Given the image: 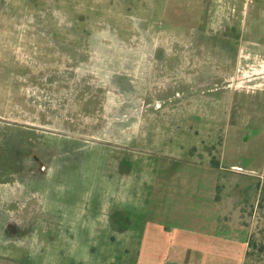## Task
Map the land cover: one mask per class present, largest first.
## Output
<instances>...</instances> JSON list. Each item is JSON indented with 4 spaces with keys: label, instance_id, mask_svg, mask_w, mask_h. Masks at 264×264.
Masks as SVG:
<instances>
[{
    "label": "rangeland",
    "instance_id": "374dc122",
    "mask_svg": "<svg viewBox=\"0 0 264 264\" xmlns=\"http://www.w3.org/2000/svg\"><path fill=\"white\" fill-rule=\"evenodd\" d=\"M257 19L264 0H0V264H118L104 247L130 220L131 264L141 231L164 225L158 196H217L221 210L237 199L245 262L264 264V184L220 169L212 186V171L189 166L218 164L223 127L205 119L204 89L195 117L194 70L210 58L194 55L193 34L262 47ZM253 54L234 86H263ZM115 196L143 198L129 218L108 210Z\"/></svg>",
    "mask_w": 264,
    "mask_h": 264
},
{
    "label": "crops",
    "instance_id": "0c3cea01",
    "mask_svg": "<svg viewBox=\"0 0 264 264\" xmlns=\"http://www.w3.org/2000/svg\"><path fill=\"white\" fill-rule=\"evenodd\" d=\"M258 21L260 20L253 22L256 25L255 31L264 34V21ZM211 22L212 19L210 24ZM240 22L242 23V19ZM214 23H218V17ZM221 40L226 43L219 45L218 34L209 32L199 34V37L194 33L192 38L195 42L194 55L210 58V65L204 59L200 61L201 66L195 67L192 88L195 90L194 104L197 105L195 117L197 114L200 116L202 111L201 90L204 89L208 91L210 108L209 113L205 112V119L223 121L218 164L206 168L198 164L188 165L212 171V186L217 182L220 169L249 175L264 184V84L252 89L234 86L236 80L246 78L242 76L239 79L237 75L236 65L239 58H244L245 52L259 56L256 54L258 51L264 53V46H259L254 39L244 42L227 33L222 35ZM202 42L207 44L203 45ZM166 55L185 56L181 49L176 54L167 52ZM221 64H225V68L218 67ZM254 75L251 76L252 79ZM247 81L252 82L251 79ZM142 198L115 196L112 198L113 209L108 210L116 212L114 215L120 217L127 208L128 214L125 217L131 218L133 212L139 208ZM146 198L151 199L150 196ZM173 198L176 199V196ZM149 200L146 210L154 211V200L151 199V204ZM158 200L159 207L154 211L158 218L155 221L162 220L159 219L161 217L164 225H151L141 231L131 264H248L245 262L248 249L244 235L246 229L238 223L241 212L237 199L233 198L231 205L228 204L224 210H221L224 200L217 196H192L188 205L182 203L183 201L174 202L170 196H158ZM114 232L119 235L115 240V237L109 240L104 248L117 247L118 264H125L128 243L135 237L131 220L126 225H120ZM118 242L121 244L118 245ZM111 261L113 262L109 261L107 264L116 262L114 256ZM100 263L105 262H95Z\"/></svg>",
    "mask_w": 264,
    "mask_h": 264
},
{
    "label": "built area",
    "instance_id": "2783aa9c",
    "mask_svg": "<svg viewBox=\"0 0 264 264\" xmlns=\"http://www.w3.org/2000/svg\"><path fill=\"white\" fill-rule=\"evenodd\" d=\"M245 77H246V78H249V77H247L246 75H245ZM246 78H244V79H246ZM240 79H241V78H240ZM247 80H249V79H247ZM241 87H242V86H241Z\"/></svg>",
    "mask_w": 264,
    "mask_h": 264
}]
</instances>
